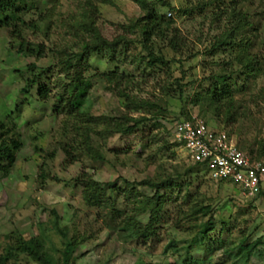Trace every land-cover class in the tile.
I'll use <instances>...</instances> for the list:
<instances>
[{"label":"rangeland","instance_id":"obj_1","mask_svg":"<svg viewBox=\"0 0 264 264\" xmlns=\"http://www.w3.org/2000/svg\"><path fill=\"white\" fill-rule=\"evenodd\" d=\"M146 1L172 23L160 32L175 33L177 46L183 43L175 53L152 37L153 52L163 56L165 65L148 67L139 61L145 53L138 32L127 28L143 12L131 0L39 1L36 12L26 17L44 16L37 33H23L27 43L42 46L37 58L35 53L18 55L8 30L0 29V123L14 126L20 141L9 173L0 176V254L11 235H18L25 241L39 238L52 262L59 261L63 243L74 238L79 244L70 264H264V181L261 196L242 199L232 184L212 182L203 166L189 173L191 164L172 139L176 122L196 117L264 162V0ZM160 1L169 7H161ZM231 6L247 24L235 39H245L249 53L260 60L253 76L240 74L233 61L235 45L208 54L211 43L232 24ZM90 22L102 39L130 42L112 52L84 54L81 76L88 86L78 89L77 112L68 115L62 100L68 79L55 65L61 57L57 52L80 53L94 40L86 27ZM29 64L43 74L39 86L47 91L44 101L37 97L39 86L28 95L20 93L23 80L31 77ZM226 75L220 84L218 77ZM175 79L180 80V94ZM228 98L233 109L229 118L224 111ZM96 117L128 126V118L145 122L121 135L90 121ZM84 143L99 160L86 154ZM175 176L177 186L160 190L164 203L153 224L154 236L138 239L148 212H137V203L154 192L141 183ZM86 181L115 185L104 190L108 206L84 202ZM201 206L209 208L215 223L196 246L194 225L207 218L203 212L193 214ZM258 239L243 258L240 248ZM206 246L211 247L209 260L204 258ZM16 264L37 263L19 257Z\"/></svg>","mask_w":264,"mask_h":264},{"label":"trees","instance_id":"obj_2","mask_svg":"<svg viewBox=\"0 0 264 264\" xmlns=\"http://www.w3.org/2000/svg\"><path fill=\"white\" fill-rule=\"evenodd\" d=\"M43 0H0V29L8 30L7 36L10 40L16 45V53L21 56H25L26 53H35V56H39V53L43 51L41 45H30L23 38V33L27 30L32 32L33 34L37 33L38 30V22L40 23L44 16H38L37 20H27L26 17L33 15V13L37 10V3ZM133 3L137 4L138 7L142 10L143 16L142 18L136 20L134 23L130 24L127 28L128 32H138L139 41L138 43L141 45L142 51H144V56L139 58V61L145 63L148 67H153L155 65H165L167 61L163 58V56L159 53H154V44L152 43V37L160 39L166 42V48L169 51L177 52L179 46H183V43L177 46L178 41L176 38V34H169L167 31L161 33L160 28H168L172 24L169 19L165 20L163 16L157 15L155 10L150 7L146 0H131ZM161 7H169L164 2L160 1ZM231 16L233 20L229 22L232 23L229 25L227 30L221 32L220 37H216L215 41L211 43L210 49L208 50V54L210 51H213L215 48H227L232 45H235L237 48V53L233 57V61L238 64L241 69L240 74L253 76L256 72H258L259 67L258 64L260 60H256L253 55L249 53L248 44L245 39L240 38L239 40L235 39L236 34L247 24L243 22L242 16L238 18V14H234V10L231 6ZM86 27L90 29L92 32V36L94 40L90 41V43H85L83 50L80 53H66L65 51L57 52L61 57L57 60L56 66L60 68L61 72H64L66 78L68 79L67 88L65 89V99L63 102L65 103V110L68 115L74 114L77 112V107L79 105V100L74 101L78 89L87 87V81L83 79L81 76L82 71L86 69L82 64V59L84 54L87 52H98L101 50H107L108 52L114 51L120 43L124 46L129 44L130 41H127L125 38H119V40H113L108 42L101 37L98 36L95 29L92 27L91 22L86 24ZM169 34V35H168ZM152 39V40H151ZM166 40V41H165ZM35 49H34V48ZM216 50V49H215ZM67 56V59L62 60V57ZM72 58L74 60H72ZM26 70L31 74V77L25 78L23 80V87L20 89V93L23 95H28L29 91L34 86H39L41 82L42 73L37 72V68L33 64H29L26 66ZM242 72V73H241ZM229 75L220 76L218 80H220V84H223ZM213 76L208 77V80L212 79ZM217 79V78H216ZM179 79H175V84L179 90V94L181 93L179 86ZM84 91V90H83ZM123 94V93H121ZM37 97L44 101L47 97V91L45 88H38ZM61 101V97L59 98ZM227 103L224 108L225 113L227 114V118L229 116V111L233 110L231 107V99H226ZM231 114V113H230ZM184 119H190L189 116H185ZM87 120V118H86ZM131 122V125H124L123 123H117V121L111 123L105 117H96L90 119L94 124H100L102 129L105 131H113L119 133L121 135H128L136 131L138 126L145 122L144 119H127ZM11 124V123H10ZM12 127H5L2 123H0V176H6L9 173V169L14 162L15 153L20 149V141L15 138V133L12 131ZM113 127V128H111ZM75 128V129H74ZM111 128V129H109ZM73 129L78 131V127L75 125ZM12 133V134H11ZM11 134V135H10ZM86 154L90 153V158L93 160H99V156L89 149L84 143ZM241 149V148H240ZM245 151L243 148L241 149ZM68 151L65 150V157L67 156ZM250 154V153H249ZM251 155V154H250ZM258 159V158H257ZM200 165H190L187 169L189 173H194L199 171ZM178 177H170L169 179L162 180L159 182H148L143 181L141 183L142 186L153 189V195L151 198L139 200L137 212H148L147 223L143 227L142 231L138 233L137 238L145 241L150 237L154 236L155 228L153 224L157 219V215L164 203V195L160 194L161 189H168L171 187L177 186ZM175 183V184H174ZM113 183L99 184L93 181H86L83 185V200L87 205L91 206H108L109 200L104 195L105 188L109 190L114 189ZM263 194L262 191H259L257 196L254 198H258ZM135 195V193L133 194ZM253 199V200H254ZM112 205H110L111 207ZM205 213L207 218L205 221L195 224L194 227L197 228V235L193 239V245L201 246L202 242L206 239V235L213 229L214 219L209 212L208 207H198L193 210V214L197 213ZM62 235L61 232H59ZM11 241L7 243L3 249V252L0 254V264H16L19 257H24L26 260L37 263V264H70L72 259V253L74 249L78 246V241L74 238L66 240L61 248L59 261L52 262L47 255H45L43 250V245L40 242L39 238L32 237L29 240H23L18 235H11ZM64 239V238H62ZM259 239L251 242L249 244L244 245L240 248V255L247 259L250 254L254 251V249L259 244ZM211 247L206 246L204 258L209 260L211 257ZM202 263V261H201Z\"/></svg>","mask_w":264,"mask_h":264},{"label":"built area","instance_id":"obj_3","mask_svg":"<svg viewBox=\"0 0 264 264\" xmlns=\"http://www.w3.org/2000/svg\"><path fill=\"white\" fill-rule=\"evenodd\" d=\"M172 139L183 160L203 166L212 182L232 184L242 199H254L259 193L264 162L241 150L223 131L190 117L174 124Z\"/></svg>","mask_w":264,"mask_h":264}]
</instances>
